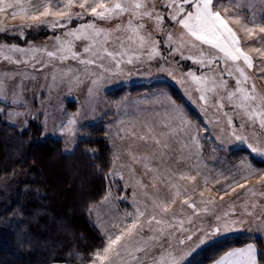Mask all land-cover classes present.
Returning a JSON list of instances; mask_svg holds the SVG:
<instances>
[{
    "label": "snow or ice",
    "instance_id": "snow-or-ice-1",
    "mask_svg": "<svg viewBox=\"0 0 264 264\" xmlns=\"http://www.w3.org/2000/svg\"><path fill=\"white\" fill-rule=\"evenodd\" d=\"M17 20L21 21L18 26H7ZM41 28L52 33L51 49L6 39L26 40L27 32ZM0 40L4 41L0 42V61L34 72L51 68L54 82L58 77L69 84L88 81L90 93L98 91L108 75L122 74V65L132 66L130 74L150 70L152 61H159L157 71L172 74L206 116L211 111L207 124H220L224 118L233 139L251 153L264 156V143L259 139L253 143L243 134L244 129L255 130L257 125L264 133V92L256 86L257 79L264 80V0H0ZM173 65L178 66L179 78ZM17 76L21 81L12 85L13 101L19 98L15 89L23 87V78H34L27 71H12L0 78V103H6L8 96L4 85ZM155 104L150 117L140 120L138 127L121 130L125 135L118 134V139L126 143L123 151L113 153V169L127 157L120 166L133 176L139 171L135 185L122 187L140 188L144 203L134 192L132 211L117 210L102 227V246L91 251L87 260L75 255L72 264H184L192 243L203 245L208 237L248 222L237 218L234 201L228 202L229 210L218 212L223 206L214 199H203L211 183L201 168V133H207L206 124L193 125L184 108L166 93ZM78 115L61 126L62 133H75L71 126ZM235 168L241 174L224 177L231 182L216 190L220 200L237 188H246L253 178L264 187V172H257L246 161ZM117 176L124 179L118 171L109 173V177ZM197 177L205 187L196 183L188 189L181 184L196 182ZM197 191L199 200L193 195ZM246 191L255 195L257 190ZM177 205L179 212L174 210ZM257 206L251 205L253 209ZM241 207V216L257 220L247 203ZM258 228L264 229V212ZM214 264H264V252L258 254L249 243L226 251Z\"/></svg>",
    "mask_w": 264,
    "mask_h": 264
},
{
    "label": "rangeland",
    "instance_id": "rangeland-1",
    "mask_svg": "<svg viewBox=\"0 0 264 264\" xmlns=\"http://www.w3.org/2000/svg\"><path fill=\"white\" fill-rule=\"evenodd\" d=\"M20 23L21 21L19 20L14 22L9 21L7 22V26L12 28L18 26ZM51 36L52 33L50 31L41 28L27 32L26 40L11 36L6 39L12 43H19L21 46L27 43L38 47L47 46L51 49L53 44V41L49 39ZM0 42L4 41L0 40ZM68 63L73 62L68 61ZM158 63L159 61H152V68L150 70L145 69L141 72L132 71L130 74L128 69L132 66L122 65L125 69L122 74L108 75L98 91L90 93L89 88L91 85L88 81H84L83 83L73 81V83L69 84L66 79L62 81L58 77L54 82L51 68H46L43 72H34L31 69H25L24 65L16 69L15 65L0 61V78L6 74H11L12 71H27L29 77H34L23 78V87H16L15 91L19 96L16 101H13L12 85L20 82L21 77L17 76L16 81L9 80L4 85V90L8 92V96L5 97L6 103H2L4 104L2 110L3 117L8 123L17 127L19 131L26 130L31 123L39 124L43 139H59L62 141L64 151L70 154L74 152L81 140L87 139L86 132L89 128L103 127V137L107 139L110 148L106 192L89 209L90 217L102 234L101 229L105 226L110 215L116 213L117 210L120 212L132 211L134 192L136 199L141 204L144 203V196L140 188L128 187L124 190L122 187L125 183L135 185V181L139 177V171L137 172V176H133L127 167L120 166L127 160V157H122L120 161H117L115 169L112 167L113 153L117 150L123 151L124 143H126V141L122 142L118 139V134L120 136L125 135L121 131L122 129H127L132 125L138 127L140 120L149 118L152 109L156 107L155 101L157 98L160 97L161 93H166L178 105L184 108L185 114L193 125L203 123L207 126V133H201L203 137L202 143L204 144L201 168L209 174L211 183L207 185L209 190L205 192L203 199H214L216 205L223 206L217 208L218 212L229 210L228 202L234 201L237 218L248 221L247 223L236 225V230L234 231L208 237L203 245L197 246L195 243H192L190 245L191 251L185 258L184 264H201L203 257L207 259L211 254H214L209 252L211 249L218 248L220 250V247L230 243L231 237L258 240L262 244V249H264V229L258 228L260 214L264 212V195H262L264 187L253 178L247 182L246 188H237L235 192L225 195L223 200H220L216 191L224 184L231 182L230 180H226L225 176H230L235 172L237 178H239L241 173L235 166L239 165L241 161H246L257 172H264V156L251 153V150L246 145L233 139L229 135L231 129L227 128L224 118H221L220 124H207L211 111L209 112V116H206L196 103L188 99L184 88L176 82L172 74L167 71L156 70ZM183 63L186 67L191 66L188 62ZM171 68L175 73V77L179 78L178 66L173 65ZM256 86L260 92H264V80L257 79ZM155 90H158L156 92L159 95L155 94ZM151 92L154 93L149 94ZM193 95L197 94L194 93ZM77 113L79 115L76 116V123L71 126L75 129V133L70 134L66 130L62 133L61 126L67 125L68 119ZM239 122L237 119L236 123ZM221 128H225L226 131L222 132ZM243 134L253 143L257 139L261 143H264V133L259 130L258 125L255 130L251 128L244 129ZM95 153V151H89L91 156L96 155ZM204 164H207L206 169L203 168ZM114 170L122 173L124 179L121 180L118 176L109 177V173ZM221 173L224 175H221ZM217 179L221 182L216 183ZM8 182L5 181V184H0V200L6 199L13 188V184H8ZM196 183H199L201 188L205 187L201 177H197L196 182L191 180L181 181V184L185 185L188 189H192ZM110 188L111 193L109 195ZM248 188L256 189V194L252 195L248 193L246 191ZM193 195L195 199H200L198 191ZM105 196H109V199L105 200ZM122 197H127V200L121 199ZM246 203L249 205L248 211H253L256 214V221H253V218L250 216H241V213L244 211L241 206ZM253 203L258 205L255 209L251 207ZM208 207H212V205H208ZM174 210L179 212V205ZM187 212L190 213L191 210L188 209ZM206 249L209 251H206ZM185 251H188L187 247Z\"/></svg>",
    "mask_w": 264,
    "mask_h": 264
},
{
    "label": "trees",
    "instance_id": "trees-1",
    "mask_svg": "<svg viewBox=\"0 0 264 264\" xmlns=\"http://www.w3.org/2000/svg\"><path fill=\"white\" fill-rule=\"evenodd\" d=\"M3 107L0 103V184L9 181L13 188L0 200V264H72L77 254L87 260L103 242L89 215L106 192L110 148L103 127L89 128L70 154L59 139H43L39 124L19 131L5 120ZM243 239L231 237L220 250L206 249L214 254L201 264L250 241Z\"/></svg>",
    "mask_w": 264,
    "mask_h": 264
},
{
    "label": "crops",
    "instance_id": "crops-1",
    "mask_svg": "<svg viewBox=\"0 0 264 264\" xmlns=\"http://www.w3.org/2000/svg\"><path fill=\"white\" fill-rule=\"evenodd\" d=\"M156 91H158V90H155L154 92H156ZM154 92H151V93H149V94H153ZM155 94H158V92H156ZM159 95V94H158ZM144 96V95H143ZM161 96V95H160ZM133 98H136V97H133ZM137 99H138V97H137ZM249 243H252V244H254L255 246H256V248H257V251H258V254H259V250H258V247H257V244H256V242H255V239H252V240H250L248 243H246V244H243V245H241V246H238V247H234V248H231V249H229V250H227V251H230V250H233V249H237V248H243V247H246L247 246V244H249ZM224 254V253H223ZM222 254V255H223ZM219 258V257H218ZM217 258V259H218ZM215 261V260H214ZM214 261L213 262H211L210 264H214Z\"/></svg>",
    "mask_w": 264,
    "mask_h": 264
}]
</instances>
